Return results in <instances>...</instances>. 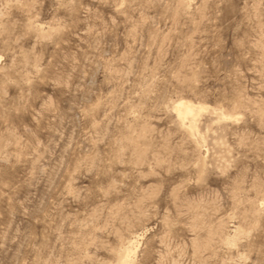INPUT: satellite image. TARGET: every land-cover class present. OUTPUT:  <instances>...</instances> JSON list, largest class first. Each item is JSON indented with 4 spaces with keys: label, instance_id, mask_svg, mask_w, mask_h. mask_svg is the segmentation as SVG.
<instances>
[{
    "label": "rangeland",
    "instance_id": "obj_1",
    "mask_svg": "<svg viewBox=\"0 0 264 264\" xmlns=\"http://www.w3.org/2000/svg\"><path fill=\"white\" fill-rule=\"evenodd\" d=\"M0 264H264V0H0Z\"/></svg>",
    "mask_w": 264,
    "mask_h": 264
},
{
    "label": "bare ground",
    "instance_id": "obj_2",
    "mask_svg": "<svg viewBox=\"0 0 264 264\" xmlns=\"http://www.w3.org/2000/svg\"><path fill=\"white\" fill-rule=\"evenodd\" d=\"M176 112L182 114L181 116L189 115L192 113V106L186 102H178L176 105Z\"/></svg>",
    "mask_w": 264,
    "mask_h": 264
}]
</instances>
